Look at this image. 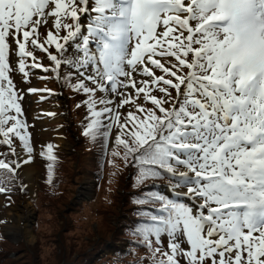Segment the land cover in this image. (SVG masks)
I'll list each match as a JSON object with an SVG mask.
<instances>
[{"label":"snow or ice","instance_id":"snow-or-ice-1","mask_svg":"<svg viewBox=\"0 0 264 264\" xmlns=\"http://www.w3.org/2000/svg\"><path fill=\"white\" fill-rule=\"evenodd\" d=\"M260 46L264 0H0V196L37 161L54 183L33 128L56 112L25 105L67 91L98 169L132 181L136 240L113 255L264 264V56L242 54Z\"/></svg>","mask_w":264,"mask_h":264},{"label":"rangeland","instance_id":"rangeland-1","mask_svg":"<svg viewBox=\"0 0 264 264\" xmlns=\"http://www.w3.org/2000/svg\"><path fill=\"white\" fill-rule=\"evenodd\" d=\"M74 105L75 101L73 100L70 106L71 115L75 123H79L82 113ZM42 108L58 111L53 103H43L37 109L32 108V110L25 107V110L36 113ZM28 119L30 122L32 121L31 116ZM62 119L61 113L56 114L54 121L45 119L44 122L37 123L33 128L34 140L54 141L66 156L61 163L62 174L59 176L61 187L57 190L58 192L53 198L41 195L39 181L42 163L37 161L34 172L29 176H26L25 173L22 175L27 186L26 193L16 191L12 194L14 205L4 211H1L0 200V231L7 237V241L0 243L3 247L0 253L7 252L8 257H11L6 258L1 264H55L65 254L68 257L71 248L80 247L83 244L84 246L88 245V249L93 247L99 235L104 238H115V241L119 240L115 231L119 226L120 217L128 211L125 205L114 204L116 196H121V191L111 193L107 205L100 206L104 202L95 192L90 200L86 198L84 193L87 192L83 188L93 182L91 177L94 169V157L85 156L80 158L79 162L77 161L72 154L71 144L77 137L75 125L67 130L63 128V132H68V135L64 133L65 138L59 139L58 134L61 130H56ZM77 154L81 155L82 151ZM106 177H108V172H106ZM53 179L55 182V176ZM78 194L84 197L78 198ZM104 195L107 197V194ZM95 197L96 200L93 201ZM74 202L77 204L73 205ZM109 224L113 227L112 231ZM35 246L39 248L38 254L30 250ZM12 251L15 254H12ZM17 255L18 258L15 259ZM138 255L140 254L135 250L132 257ZM109 264H127V262H109Z\"/></svg>","mask_w":264,"mask_h":264},{"label":"trees","instance_id":"trees-1","mask_svg":"<svg viewBox=\"0 0 264 264\" xmlns=\"http://www.w3.org/2000/svg\"><path fill=\"white\" fill-rule=\"evenodd\" d=\"M75 147H77V150H80L78 146H75ZM74 156L76 157L77 161L79 162L81 156L78 154L77 155L75 154ZM64 158L65 157H62V159H64ZM58 166L61 168V163H58ZM131 183H132V181H130L128 179H125V181L120 183V184L118 183L119 186L122 187L121 188L122 192L120 193L121 194L120 197L116 196V198H115L116 202L114 203L117 206L125 205V208L128 210V211L124 212L122 214V216L120 217L119 226L115 231L116 235H118L117 238L119 240H123V241H129V240L135 241L136 240V237L133 236L130 232H128L124 228L125 224L128 223V220L133 219V217L129 215L130 210L133 208V204L129 202V198H130L129 194L134 192V189L132 187H130ZM102 204L104 205V203H101L100 206ZM107 204H105V205H107ZM109 227L111 228V231H112L113 227L111 225ZM114 241H115V238H104V237L99 235L97 237V241L94 243L93 249L90 251H88V248H87L88 245L84 246V244L81 245L80 247L71 248L68 257H67V254H65L66 264H74V261L82 263L84 259L91 258V257H94V260H93L94 264H106L112 260H116V258H118L120 255H119V253H117L116 255L112 254V250L114 248H116L114 246ZM106 242H111V246L105 247L104 244ZM105 248L110 251V254L106 255L104 257H101V258L97 257L96 251H100V250L105 249ZM28 249H30V247H28ZM38 249L39 248L37 246H35V247H32L30 250H33L37 253ZM59 261L60 260H58L55 264H57Z\"/></svg>","mask_w":264,"mask_h":264},{"label":"bare ground","instance_id":"bare-ground-1","mask_svg":"<svg viewBox=\"0 0 264 264\" xmlns=\"http://www.w3.org/2000/svg\"><path fill=\"white\" fill-rule=\"evenodd\" d=\"M35 168H36L35 164L32 165V166H31V167L25 172L26 176H29L30 173L34 172V171H35ZM28 180H29V179H28ZM24 232H26V230H24Z\"/></svg>","mask_w":264,"mask_h":264}]
</instances>
